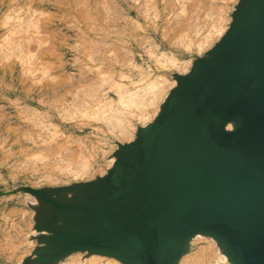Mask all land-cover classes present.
I'll return each instance as SVG.
<instances>
[{"label":"rangeland","instance_id":"rangeland-1","mask_svg":"<svg viewBox=\"0 0 264 264\" xmlns=\"http://www.w3.org/2000/svg\"><path fill=\"white\" fill-rule=\"evenodd\" d=\"M237 1L0 0V264H20L37 243L20 187L104 173L117 143L154 118L172 72L220 38ZM192 241L178 264H215L214 242ZM79 252L56 264H82Z\"/></svg>","mask_w":264,"mask_h":264},{"label":"bare ground","instance_id":"bare-ground-1","mask_svg":"<svg viewBox=\"0 0 264 264\" xmlns=\"http://www.w3.org/2000/svg\"><path fill=\"white\" fill-rule=\"evenodd\" d=\"M237 18L239 24L223 42L218 44V47L212 48L215 41L203 55L196 57L192 61L188 71L183 73L175 71L184 78V81L182 83L179 81L178 89L172 100L186 96L188 91H197L200 99L205 100L209 92L220 85L221 81L225 83L227 81L226 78L229 77L233 83L236 81V85L239 87L241 60L244 62V66H248V70L253 71L256 69L253 78L254 82H258L257 85H260V88L255 89L258 91L255 94L246 92L241 94V100L235 108L234 118L237 122H241L246 119H252V117H258V119L264 117V59H255L256 57L261 59L264 52L261 50L259 52L255 51L256 44L252 45L254 40H256V36H264V0H238L231 13V20L237 21ZM261 29L262 32H260ZM262 46H264V43ZM208 54V61H217V64L212 69L210 68V71H205L199 66L198 59L206 57ZM192 65L193 68L191 70ZM185 74L187 76H184ZM241 74L244 76L245 71H242ZM173 80L175 83L169 88L161 104L165 102L170 89L178 83V78H173ZM223 86V88L216 92V94H219V97L224 93L225 84ZM233 86L235 84H232ZM208 97L207 108H201V111L203 110L202 113L197 111L189 113L187 117L188 122L185 120V122L183 121L180 124L178 122L172 124L165 134L164 130L161 131V129L155 132L145 131L138 137L141 143L137 142L133 148H130L129 156L121 150L119 143L128 145L134 138L117 143L116 152H120L121 154L110 176L102 180L99 178L112 166L116 160L115 155L111 157V164L106 171L94 178L74 181L62 186L33 187L39 189L43 194H34L27 191L31 199L30 201H32L33 230L37 243L32 248L31 253L21 263L56 264L59 261L66 260L75 252L82 251L79 253H84L86 256H82V264H128L124 263L126 261H122V258L118 259L115 257L117 256L115 255L116 251H126L128 248H136L135 240L138 238V234H143V231L150 228L153 224L157 223L161 228L159 217L154 211L157 201L161 209L163 208L164 202L161 200L164 197L160 195L157 198L161 190L153 187L151 182L155 179L154 172H142V167L151 160V157H153L152 161L154 162L156 161L154 159L155 154L159 157L161 156L159 163L165 169L164 175L168 174L167 179L173 178V175L178 181L186 184L192 182L200 184L202 179H206L202 173L207 168L205 167L207 164H204L206 162L204 161L205 150L211 153L216 151V149L210 147V144L216 138L211 135L210 126L207 125L208 120L205 123V127L198 128L191 121L195 118H200L197 121L199 122L208 111L215 113L219 110L218 104L210 107L212 101H210V95ZM213 98L214 96L211 97V100ZM161 104L154 118L159 113ZM254 124L253 121L252 125ZM224 127L225 129H230L232 123L228 122ZM184 156L187 159H183ZM181 160H183L184 165L183 163L180 165L179 161ZM158 167L159 169L157 170L160 172L161 167L159 165ZM147 175L150 176V179L144 177ZM182 177H184L183 181H181ZM95 178L98 180L92 181ZM209 179H206L204 182L206 183ZM168 187L170 188L169 191L174 194L173 188L175 189V187L167 185L166 189ZM175 190L183 191V188L178 186ZM256 193H259V191ZM46 194L57 199L59 203H51V199ZM102 196H106V198ZM244 199L246 200L247 198L240 196L234 203L237 213L240 211L238 207L240 205L243 206ZM263 202L264 200L257 202L253 200L252 203L256 205L263 204ZM85 203H91L93 209L89 210L85 208L83 206ZM146 208V212H143ZM177 208L174 206L173 209L162 211L165 212L169 228L178 222L177 219H179L180 215H176ZM138 210L139 213L137 212ZM129 220L134 221L126 224ZM238 223H240L241 228L244 227L243 221L238 220ZM167 227L165 224L163 229L161 228L151 240L153 246L158 248V255H161L165 260L179 246H181V249L186 250L177 260H172L174 263L171 264H178L181 261L188 253L193 242L192 240L195 237L209 238L214 242L218 254L215 264H234L235 259L240 264H245L246 262L242 253V249L244 250L242 243L247 245L246 238H243L244 241L241 243L240 237L235 238L233 231H227L228 235L219 231L218 228V232L214 229L195 231L190 239L186 238L179 244L178 240H176V230L174 232H165ZM222 234H225L226 237ZM84 238H87L85 242L87 244L69 245V243L75 240ZM95 240L103 241L102 243H106L108 247H100L102 245H97V242L90 243V241L94 242ZM239 243L240 250L238 248ZM45 254L46 258H37ZM199 257L212 261L209 252L205 249L200 251ZM184 261L185 264H190L194 262V258L188 257Z\"/></svg>","mask_w":264,"mask_h":264},{"label":"water","instance_id":"water-1","mask_svg":"<svg viewBox=\"0 0 264 264\" xmlns=\"http://www.w3.org/2000/svg\"><path fill=\"white\" fill-rule=\"evenodd\" d=\"M238 22V18L237 21L232 19L226 31L220 39L215 42L212 48L218 47V44L223 42L229 36L230 32L237 27L239 24ZM260 32H262V29ZM263 43L264 36H256V40L252 43V45L256 44L255 51L259 52V50H261L264 52ZM208 58L209 54L206 57L198 59L199 66L205 71H210V68L212 69V67H215L217 64V61L209 62ZM255 59L263 60L264 55L261 59L258 57ZM244 65V62L240 60L239 87L236 85V81L233 83L229 77L226 78L227 81L225 83L221 81L220 85L209 92L208 96L210 95V101H212L210 107L218 104L219 110L215 113H210V111H208L199 122L197 121L200 118H195L191 121L195 127L198 128L205 127V123L208 120L207 125L210 126L211 135L216 138L215 141L210 144V147L216 149L214 153L204 149L206 151L204 156V161L206 162L204 164H207L205 166L207 168L202 173L206 179L210 178L209 181L205 183L204 181L206 179H202L200 184H195L193 182L186 184L178 181L173 175V178L167 179L168 174L164 175L165 169H163L159 163L161 156L159 157L157 154H155L154 157L156 161L153 162V157H151V160L142 167V172H154L155 179L151 182L153 187L161 190L157 198L160 195L164 197L161 200L164 202L163 208L161 209V206L156 200L157 203L154 211L159 217V223L162 229L165 224L166 227L168 226L165 212L162 211L173 209L174 206L178 207L176 210V215H180L179 219H177L178 222L174 219L176 223L171 228L168 226L165 232H174L176 230V240H178L179 244L186 238L190 239L195 231L204 229H214L217 231V228L219 231L226 234L228 233L227 231H233L235 233V238L240 237L241 243L244 241L243 238H246L245 241H247L246 243L248 246L242 243L244 247L242 253L246 259L245 264H264V202L263 204L256 205L252 203L253 200L256 202L264 200V117L261 119L252 117V119H246L241 122H237L234 118L235 108L237 103L241 100V94L243 92L255 94L258 92L255 89L260 88V85H257L258 82H254L253 78L256 69L251 71L248 70V66ZM192 68L193 65L191 70ZM242 71H245L244 76L241 74ZM184 76H187V74ZM172 77L174 79L178 78V83L170 89L165 102L161 104V109L153 121L147 123L145 126H139L135 132L134 139L128 145L119 143L121 150L128 154V156L130 155V148H133V146H135L134 144L137 142L141 143L138 137L145 131L155 132L161 129V131L164 130L165 134L172 124L177 122L180 124L183 121L185 122V120L187 121L189 113L195 111L202 113L203 110L201 111V108H207L209 97L207 96L205 100L200 99L197 91H188L186 96L176 100L174 98L172 100L178 89L179 81L181 83L184 81V78L176 72L172 73ZM224 84V93L219 97V94H216V92L223 88ZM232 84H235V86L232 87ZM213 96L214 98L211 100ZM253 121L255 123L254 125H252ZM228 122L232 123V127L230 129H225L224 126ZM164 123H166V125H164ZM116 151L117 149L111 154L112 156H116V160L112 166L107 169V172L99 177L101 178L100 180L110 176L113 168L116 166L115 164L118 162L121 154ZM183 159H187V157L184 156ZM179 162L180 165L182 163L184 165L183 160ZM158 165L161 167L160 172L157 170L159 169ZM144 177L150 179L149 175ZM183 179L184 177H182L181 181H183ZM97 180L98 179L95 178L92 181ZM167 185L174 186L175 189L181 186L183 191H177L173 188L174 194H172L169 191V187L166 189ZM20 188L34 194H43L39 189L30 187L29 185L21 186ZM257 191H259V193H256ZM46 196L51 199V203H59L57 199L52 198L50 195L46 194ZM240 196L246 197L247 199H244L243 206L240 205V207H238L240 208V213H237L234 203ZM102 197L106 198V196ZM83 206L89 210L93 209L91 203H85ZM146 210L147 208L143 212H146ZM137 212L139 213V210ZM134 220H129L126 224H130V222ZM238 220L243 221V228H241ZM161 228L157 223L153 224L150 228L145 229L143 234H138V238L135 240L136 248H128L126 251H116L115 255L117 256H114L118 259L122 258V261H126L124 263L128 264L174 263L172 260H177L186 250L181 249V246L177 247L167 260L162 258L161 255H158V248L153 246L151 238H153ZM222 235L225 236V234ZM86 241L87 238L75 240L69 243V245L87 244L85 243ZM96 242L97 245H102L100 247H108L106 243H102L103 241H90L92 244ZM238 248L240 250V243ZM111 253L113 252L111 251ZM234 264H240V262L235 259Z\"/></svg>","mask_w":264,"mask_h":264}]
</instances>
